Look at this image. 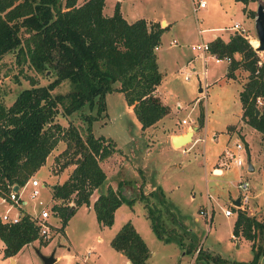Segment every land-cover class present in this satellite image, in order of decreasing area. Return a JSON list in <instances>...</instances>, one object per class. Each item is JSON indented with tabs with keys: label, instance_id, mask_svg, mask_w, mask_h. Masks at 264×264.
Wrapping results in <instances>:
<instances>
[{
	"label": "rangeland",
	"instance_id": "rangeland-1",
	"mask_svg": "<svg viewBox=\"0 0 264 264\" xmlns=\"http://www.w3.org/2000/svg\"><path fill=\"white\" fill-rule=\"evenodd\" d=\"M83 1L77 0L78 3ZM196 1L123 0L121 3L120 12L126 17L130 18L129 14H132L148 17V21H167L156 58L161 73L157 96L170 107L167 115L142 131L123 94L112 91L105 95V114L92 124L93 136L114 141L115 151L100 162L106 181L92 192L90 204L97 193H103L106 186H111L132 199V205L121 203L115 209L109 227L96 222L89 206H79L62 229H59L60 219L51 215L48 236L25 244L12 257L14 260L3 257L0 244V264H43L40 255H52V264H129L123 254L109 245L116 230L126 221L140 233L150 251L146 264H205L204 258L196 257L199 247L228 260L244 262L251 259L250 242L230 238V224L235 213L224 215L231 197L237 198L240 194L236 184L246 180L249 199L243 209L264 220V140L240 118L241 103L238 100L248 73L239 67L234 71V79L225 78L227 63H215L209 57L203 63L193 46L207 41L212 35L228 34L229 37L240 32L255 48L252 42H257L256 6L262 5L264 0L245 5L235 0H205L204 8L193 11L192 5ZM113 4L114 0H105L102 13L110 15ZM233 23H238L241 28L238 31L230 29ZM220 27L222 30H218ZM263 52L258 53L261 56ZM239 57L234 54L235 59ZM185 75L188 79L184 80ZM29 77L37 85L46 84L52 78L35 73L25 64L17 65L15 52L5 54L0 59V103L9 105L21 89L30 86ZM112 85L118 87L117 82ZM199 86L202 92H198ZM69 89V82L63 80L53 93H65ZM94 113L95 109L84 106L70 115L58 112L54 121L64 128L77 127L83 133L86 127L83 115ZM180 118L191 126L196 125L197 129L190 141L172 148L169 139L160 137V129L170 124L169 130L184 135ZM235 143L243 145L238 152L242 161L239 167L234 163L237 158ZM65 147L66 141L60 139L45 163L32 175L43 183V187L36 198L28 197V188L25 189L22 196L27 204L22 206L23 212L34 215L42 208L35 206L38 201H43L45 208L60 202L52 197V188L60 185L73 168V165L61 167L65 161L61 152ZM248 162L253 166L252 171L247 170ZM211 167H221L224 175H212ZM206 199L208 203L205 204ZM62 204L72 205L68 201ZM147 207L159 213L163 236L172 230L180 236L182 246L173 240L163 242L155 235L150 229ZM5 208L6 205L0 202V214ZM44 241L46 244L42 243ZM257 263L264 264V255Z\"/></svg>",
	"mask_w": 264,
	"mask_h": 264
},
{
	"label": "trees",
	"instance_id": "trees-1",
	"mask_svg": "<svg viewBox=\"0 0 264 264\" xmlns=\"http://www.w3.org/2000/svg\"><path fill=\"white\" fill-rule=\"evenodd\" d=\"M235 1L245 5L256 0ZM104 2L0 0V59L15 52L17 65L25 64L37 74L52 77L46 84L39 85L29 77L30 86L21 89L9 105L0 103V194L5 195L13 184L22 186L41 168L59 140L66 141L61 152L65 156L61 167L73 165V168L52 190V197L60 202L50 207L51 214L61 221L59 229L79 206H89L92 192L106 181L100 162L114 153L115 142L92 134L94 120L105 114V95L121 92L125 103L132 105L142 131L169 112V106L156 94L161 73L154 48L160 44L166 25L160 27L158 22L149 23L143 18L127 22L120 12L119 0L114 2L112 13L105 15L102 13ZM207 43L211 53L230 58L227 78L233 79L239 67L247 71V80L238 93L240 118L264 140V81L260 78L264 73V52L260 56L240 32L227 40L215 37ZM252 45L256 47L257 42ZM234 54L239 55V59H235ZM259 58L261 65H257ZM63 80L69 82L70 89L53 93ZM114 82L118 87L112 85ZM258 97L262 104L256 107ZM84 106L95 109V113L83 115L86 123L83 133L77 127L64 128L54 121L58 112L70 115ZM63 201L72 205L62 204ZM123 202L133 203L132 199L121 195L119 189L106 186L91 205L96 222L111 226L114 211ZM229 208L235 213L231 234L250 242L251 259L228 260L200 247L196 249V257L204 258L205 264H258V259L264 255V220L244 209L231 205ZM147 212L150 229L159 239L183 245L180 236L172 230L163 236L159 213L148 207ZM0 240L4 245L1 253L7 258L16 255L25 244L40 241L41 237L30 216L24 213L13 224L0 221ZM109 245L123 254L129 264H146L150 256L143 238L130 221L116 230Z\"/></svg>",
	"mask_w": 264,
	"mask_h": 264
},
{
	"label": "built area",
	"instance_id": "built-area-1",
	"mask_svg": "<svg viewBox=\"0 0 264 264\" xmlns=\"http://www.w3.org/2000/svg\"><path fill=\"white\" fill-rule=\"evenodd\" d=\"M205 0H197L196 3H193L192 5V10L196 11L197 9H201L202 7L205 6ZM241 27L239 26L238 23H233L231 25V29L238 31ZM243 31V30H242ZM172 43H174V41H172ZM155 50L157 49V47H154ZM194 50H197L198 53L201 55V61L203 63H205L206 58H211L213 60V62L215 63H220L221 61H225L226 63H228L230 61V58L228 56H222V57H218L216 54L211 53L208 43L202 42V43H198L195 44L193 46ZM261 58H259L257 60V65H261ZM260 78L262 81H264V73H262L260 75ZM183 79H188V76L185 75L183 77ZM262 104V99H260L259 97L256 98V107L260 106ZM181 123L182 124H186L187 120L185 119H181ZM191 132L193 133V130L190 128ZM243 145L240 143H235L234 145V149L237 155V158L234 160V163L237 167L242 165V161L239 158L238 152L242 149ZM16 184H13L10 186L9 191L5 194V195H1L0 194V202L3 203L4 205H6L5 210H3V212L0 214V221L4 224L8 223V224H13L19 221V219L21 218L22 214L26 213L23 212L22 209H24L22 206H24L25 204H27V200L22 196L23 192L25 191L26 188H28V197L30 198H36V196L39 194L40 189L43 187V183L38 181L37 179L33 178L32 176H30L28 178V180H26L22 186H18L17 188L14 190L13 186ZM237 189L240 191V194L238 196L239 198V205L238 208L243 210V204H245L247 202V200L249 199V192L248 190V182L246 180H242L239 181L236 184ZM27 191V192H28ZM53 204V203H52ZM51 204V205H52ZM37 205L42 206V208L40 210H36L34 212V215H30L28 213V216H30L31 220L34 222V224L37 226V232L39 234V236L42 238L43 236H48V229H49V218L52 215L51 211H50V207L45 208L43 206V201H38ZM229 205L233 206L231 204V202L229 203ZM235 207V206H233ZM234 212L232 210H230V208L226 207L224 209V215H232Z\"/></svg>",
	"mask_w": 264,
	"mask_h": 264
},
{
	"label": "crops",
	"instance_id": "crops-1",
	"mask_svg": "<svg viewBox=\"0 0 264 264\" xmlns=\"http://www.w3.org/2000/svg\"><path fill=\"white\" fill-rule=\"evenodd\" d=\"M116 0H114V2H115ZM122 1L123 0H119V4H120V7H121V3H122ZM205 6H206V4H205ZM204 6V7H205ZM204 7H202V8H204ZM122 13V12H121ZM122 15H123V17H124V19L127 21V22H131V21H134L135 19H138V18H141V17H136L135 15L133 16L132 14H129V16H130V18L128 17V15H127V17L122 13ZM143 19H145L146 21H148V17H146V18H143ZM149 21H151V22H153V21H156V20H153V19H149ZM158 21V20H157ZM159 23H160V27H163V26H165V25H167V21L166 20H164V19H161V20H159ZM162 25V26H161ZM230 27V29H231V26H229ZM218 30H222V28L220 27V28H218ZM227 35L228 34H226L225 36H223V35H220V36H218V35H212V37L211 38H209V39H207V41H209V40H211V39H213V38H215V37H221L223 40H227L228 39V37H227ZM172 41H174L175 42V40L173 39ZM206 41V42H207ZM160 44H161V37H160ZM160 44L157 46V49L155 50V53H156V58H157V52L160 50V48H159V46H160ZM227 66H228V64H227ZM226 66V67H227ZM225 73H226V71L224 72V76H225ZM225 78H227L226 76H225ZM230 79H232V78H230ZM234 79V78H233ZM199 88H200V86H199ZM198 88V89H199ZM198 92H202V88H201V91H198ZM156 94L158 95V91H157V89H156ZM159 96V95H158ZM196 100V99H195ZM194 100V102H196ZM163 103V102H162ZM164 104V103H163ZM166 105V104H165ZM168 105V104H167ZM130 108L132 107V105L131 106H129ZM170 108V107H169ZM164 118V117H163ZM163 118H161L160 120H158L157 122H160L161 120H163ZM181 119V118H180ZM156 122V123H157ZM189 126H190V128L193 130V133H194V130H196L197 129V127H196V125H189V123L187 122L186 124H182L181 123V131H182V133H186L188 130H189ZM150 127L151 126H149V128H146V129H150ZM169 128H170V124H168L167 125V127L165 126V128L163 129V127L160 129V137L161 138H163V139H169V143H170V145L172 146V148H174L173 147V144H172V139H171V137L172 136H174V135H181V134H179V133H174V132H172L171 130H169ZM159 131V130H158ZM192 133V134H193ZM159 134V133H158ZM191 134V135H192ZM191 138H192V136H191ZM211 169H212V171H211V173H212V175H215L216 177H221V176H223L224 174V171H223V169L221 168V167H211ZM225 170V169H224ZM37 172V171H36ZM216 183V182H215ZM219 187V186H218ZM161 189V188H160ZM96 190H97V188H96ZM96 190H94L93 192H96ZM98 194V193H97ZM93 195V194H92ZM194 197V196H193ZM97 198V195L93 198V200L91 201V204H89V208H91V205H92V202L95 200ZM236 197L234 196V197H231V201H236ZM206 204V203H208L207 202V199L205 200V202L203 203V202H197V204ZM82 207H84V205H82ZM262 211H264V209L262 210ZM257 216V218L259 217L258 215H256ZM233 222V221H232ZM232 222H231V224H230V228H231V226H232ZM232 229V228H231ZM230 238H233V236H232V234L230 233ZM0 244H1V249L3 248V242H1L0 241ZM13 257V256H12ZM12 257H9V259H10V261L13 259ZM14 260V259H13Z\"/></svg>",
	"mask_w": 264,
	"mask_h": 264
},
{
	"label": "water",
	"instance_id": "water-1",
	"mask_svg": "<svg viewBox=\"0 0 264 264\" xmlns=\"http://www.w3.org/2000/svg\"><path fill=\"white\" fill-rule=\"evenodd\" d=\"M256 16L254 19V27H255V33L257 38V46L254 48V50L257 52L264 51V3L258 4L256 6ZM149 23L151 21H148ZM198 91H201V88L198 89ZM257 113V110L255 111ZM191 134L192 132L187 131L184 135H174L171 137L172 144L178 145L181 143L186 142V140H191ZM247 170L252 171L253 166L250 162L247 163ZM56 185L53 186L52 189H55ZM17 188V185L13 186V189L15 190ZM231 204L235 207H238L239 205V198L237 197L236 201H231ZM40 258L43 262V264H52L54 262V258L52 255H40Z\"/></svg>",
	"mask_w": 264,
	"mask_h": 264
},
{
	"label": "bare ground",
	"instance_id": "bare-ground-1",
	"mask_svg": "<svg viewBox=\"0 0 264 264\" xmlns=\"http://www.w3.org/2000/svg\"><path fill=\"white\" fill-rule=\"evenodd\" d=\"M189 132H190V130H189ZM192 136V135H191Z\"/></svg>",
	"mask_w": 264,
	"mask_h": 264
}]
</instances>
